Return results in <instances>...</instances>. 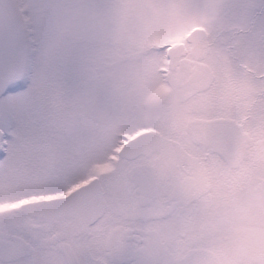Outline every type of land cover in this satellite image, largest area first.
I'll list each match as a JSON object with an SVG mask.
<instances>
[{"label":"rangeland","instance_id":"374dc122","mask_svg":"<svg viewBox=\"0 0 264 264\" xmlns=\"http://www.w3.org/2000/svg\"><path fill=\"white\" fill-rule=\"evenodd\" d=\"M195 26L206 29L195 36L198 44L186 40ZM180 43L179 58L185 61L168 70L172 85L166 87L160 75L167 48ZM0 61L25 71L54 70L50 133L0 157V240L19 235L36 244L13 264H62L50 247L52 229L42 231L41 220L20 212L19 204L52 197L94 176L111 192V205L92 235L106 229L119 237L116 264H132L134 257L136 264H155L146 246H134L130 237V217L145 212L133 195V164L114 169L105 155L117 131L150 125L169 151L168 166H177L187 154L182 135L187 143L196 119L214 115L236 119L240 140L247 139L248 188L254 193L243 202L246 213L226 196L202 198L199 208H188L186 228L191 224L198 233L216 236L183 241L176 256L202 246L212 257L193 255L178 264H264V0H0ZM205 64L214 83L198 90L190 76ZM177 170L168 168L163 176L170 181ZM146 221L140 217L138 224ZM178 224L169 217L170 236L186 230ZM88 262L106 264L102 254Z\"/></svg>","mask_w":264,"mask_h":264},{"label":"flooded vegetation","instance_id":"af4514ba","mask_svg":"<svg viewBox=\"0 0 264 264\" xmlns=\"http://www.w3.org/2000/svg\"><path fill=\"white\" fill-rule=\"evenodd\" d=\"M197 72L199 69L193 73V76L192 74L190 76L191 83L195 88L198 90L207 89L213 85L214 79L211 71V82L206 86L197 84L199 77ZM160 77L164 86L170 87L172 85L171 75L161 74ZM247 116L248 114L242 117L243 125L247 121ZM204 121H214V123L209 127L203 123ZM193 132L187 143L185 135H182L181 144H185H183V148L187 154L184 161L179 160L178 167L168 166L169 151L162 148L163 141L157 134L156 128L150 125L138 126L132 131H117L118 137L111 150L105 155L108 164L110 163L114 169L121 168L122 164H133L130 171L131 174L134 172L136 176L133 195L137 205L145 212L140 216L133 214L130 217L132 228L130 237L135 241L134 246L137 242L146 246V252H144L149 259H156L155 264H167L169 260L178 264L193 255L212 257L210 250L202 246L191 248L183 257L176 256L175 253L183 241L191 240L198 243L207 238L210 240L215 235L206 236L198 233L191 224H188L186 228L184 217L186 210L190 207L199 208L202 198L211 200L214 196L222 199L226 196L228 203L242 207V213H246V209L249 207L247 203L243 204V202L244 200L247 201L248 193H254L250 192L248 188V166L250 162L247 156L248 143L247 139L243 142L240 140L236 119L228 115L197 118ZM130 139H135V142L131 146L125 147L121 153L125 143ZM156 153H159L157 160L147 162ZM168 168L170 171L178 169L177 176L171 178L170 181L168 180L169 177L163 176L164 172H168ZM96 177H98L101 186L104 210L95 220L90 221L93 218V211L85 209L89 201L94 199V195H89L88 192L73 195L67 200L66 205L71 210L69 215L55 217L50 222L42 217L33 216L41 220L39 228L42 231L52 229L50 247L59 255L62 264H90L88 261L97 258L100 254L104 256L106 264L117 263L114 260L117 258L115 243L119 237L114 232H106V229L101 234L92 235L94 227L103 219L108 206L111 205V192L102 183L101 178ZM90 179L84 181L79 179L80 181H77L69 190L47 198L70 195L79 186L88 183ZM256 189L262 190V187ZM130 193L132 191L127 192V194ZM261 194L263 192L255 193V195ZM231 210L232 208L228 210L230 216H232ZM140 217L146 218L147 223L145 225L138 224ZM169 217H176L177 223L180 222L181 224L178 226L186 228V230L181 231L180 237L169 235ZM196 217L197 215H195ZM59 221L63 222L62 226L53 229ZM247 222L246 218H240V223L247 224ZM18 238L27 241L32 251L19 255L24 244L22 246ZM175 242H180L178 247L169 245ZM5 243L7 244L4 246ZM35 248V243L19 235H12L8 239L0 240V264L16 263L30 255ZM68 253H71L72 256H69ZM130 259L132 264H136L135 257ZM69 260L70 262H68Z\"/></svg>","mask_w":264,"mask_h":264},{"label":"snow or ice","instance_id":"6c2138e0","mask_svg":"<svg viewBox=\"0 0 264 264\" xmlns=\"http://www.w3.org/2000/svg\"><path fill=\"white\" fill-rule=\"evenodd\" d=\"M53 74L49 66L25 71L13 61H0V156L50 133Z\"/></svg>","mask_w":264,"mask_h":264},{"label":"water","instance_id":"95a60500","mask_svg":"<svg viewBox=\"0 0 264 264\" xmlns=\"http://www.w3.org/2000/svg\"><path fill=\"white\" fill-rule=\"evenodd\" d=\"M203 33H204L203 30L195 29L194 31L191 32L190 35L187 36V39L188 40L191 39V36L194 37L195 34L202 36ZM197 41L200 42V38H198ZM181 48H182V44L176 47L169 48V62L172 68H174L179 62L184 61V59L179 60L178 52L180 51ZM197 74H199V77L197 78V82H198L197 84L206 86L211 82V73L206 65H202L199 69V72H197ZM203 123H206L207 125H212L214 121H204ZM82 192H88L89 195H94V199L89 201V203L85 206V209H88L89 211H93V218L90 220L93 221L99 215H101V213L104 210V200L102 197L101 186L98 178H94L88 184L77 188V190H75L72 194L68 196L49 199V200L27 202L20 206V210L27 212L29 214H34L46 218L49 222L55 217L66 216L71 214V210H68L66 208V202L73 195H80ZM22 241L23 240L19 242L23 246ZM30 251H32L30 245L25 243L22 249L20 250L19 255L29 253Z\"/></svg>","mask_w":264,"mask_h":264}]
</instances>
